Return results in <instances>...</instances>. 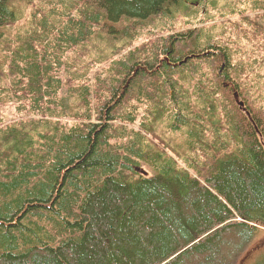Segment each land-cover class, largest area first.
I'll use <instances>...</instances> for the list:
<instances>
[{"label":"trees","instance_id":"obj_1","mask_svg":"<svg viewBox=\"0 0 264 264\" xmlns=\"http://www.w3.org/2000/svg\"><path fill=\"white\" fill-rule=\"evenodd\" d=\"M43 1L0 0V104L31 116L0 121V264L239 261L264 232V0L199 29V0Z\"/></svg>","mask_w":264,"mask_h":264},{"label":"rangeland","instance_id":"obj_2","mask_svg":"<svg viewBox=\"0 0 264 264\" xmlns=\"http://www.w3.org/2000/svg\"><path fill=\"white\" fill-rule=\"evenodd\" d=\"M202 1H204V3H202V4H199L200 0L198 1V5L201 6V12L197 17L201 24L193 21L192 25H190L193 27H197L198 29L201 26L202 27L212 26L213 24H215L217 22L215 19L214 20H208L205 17L206 13L213 14L212 13L213 12V6L210 5V0H202ZM215 1L217 3L216 9L218 11L220 10L219 7H221V6L225 7L226 3H227L225 0H215ZM40 3H42V7L48 6L43 0H36V5L40 4ZM27 23L28 22L26 20H22V21H19L17 23L12 24L11 26H9L8 29L11 32L9 34V37L14 39V37L18 36L19 33L27 27ZM2 49H3V46L0 47V50H2ZM1 53H4V52H0V54ZM73 62H78V56H76V55L73 56ZM32 89H33V87H32ZM18 107H19V103H18V100H16V99H10V100L0 104V121L3 125L14 124L19 119H23V120L31 119V116H29V114H27V115L23 114L26 111H19ZM70 120H72V119H65L64 122L68 123V121H70ZM237 236H238V234L233 235L231 242H234V241L237 242V240H239V238H240L239 236H238L239 238ZM230 239L231 238H227L228 244L223 245L222 252L225 254H228L227 250L230 249V246H229L230 242H228V241H230ZM242 244L236 243V245H240V246H242ZM263 252H264V232L259 235L256 242L247 250L246 255L241 257L239 261H237V259L235 257V259H233V261H232V264H259L260 260H261L260 256ZM241 260H242V262H241Z\"/></svg>","mask_w":264,"mask_h":264},{"label":"bare ground","instance_id":"obj_3","mask_svg":"<svg viewBox=\"0 0 264 264\" xmlns=\"http://www.w3.org/2000/svg\"><path fill=\"white\" fill-rule=\"evenodd\" d=\"M163 19H164V17H162L161 14H159V15H154V16L146 17V19L140 20L137 23L139 24V27H143V26H146V24H152V22L154 23L157 20H163ZM114 68H112V69H114ZM129 80L130 79L128 78L126 81H129ZM172 93L173 92H171V95H172ZM177 106L179 107L180 110H182L183 107H184V104L181 101H178L177 102ZM238 242H240V240H238Z\"/></svg>","mask_w":264,"mask_h":264},{"label":"water","instance_id":"obj_4","mask_svg":"<svg viewBox=\"0 0 264 264\" xmlns=\"http://www.w3.org/2000/svg\"><path fill=\"white\" fill-rule=\"evenodd\" d=\"M236 97H237V94H236ZM241 107L244 108V104L243 102L240 103ZM245 109V108H244ZM246 110V109H245ZM246 112L250 115V113L246 110Z\"/></svg>","mask_w":264,"mask_h":264}]
</instances>
